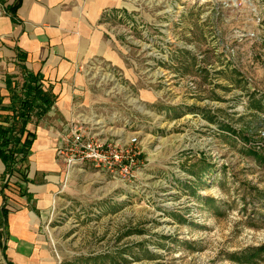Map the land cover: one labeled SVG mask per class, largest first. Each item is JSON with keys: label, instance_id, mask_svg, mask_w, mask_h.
<instances>
[{"label": "rangeland", "instance_id": "1", "mask_svg": "<svg viewBox=\"0 0 264 264\" xmlns=\"http://www.w3.org/2000/svg\"><path fill=\"white\" fill-rule=\"evenodd\" d=\"M227 2L105 13L119 59L84 68L73 120L135 138V165L129 179L68 168L66 202L44 223L53 264H264V0ZM10 177L8 204L22 181Z\"/></svg>", "mask_w": 264, "mask_h": 264}, {"label": "crops", "instance_id": "2", "mask_svg": "<svg viewBox=\"0 0 264 264\" xmlns=\"http://www.w3.org/2000/svg\"><path fill=\"white\" fill-rule=\"evenodd\" d=\"M15 2L0 0V94L9 103L7 79L13 86L23 83L18 58L22 52L25 67L40 73L44 86H52L58 98L45 117L29 124L36 133L29 157L30 181H20L27 185L29 195L18 193L10 199L11 204L6 203L9 236L4 259L11 264H53L43 235L44 223L66 202L61 196L62 183L69 181L72 173L57 149L64 142L69 123L78 120L73 107L85 103L74 99L78 90L89 87L84 68L119 59L112 40L101 28L105 13L116 8L119 0H22L13 16L8 10ZM4 170L0 159V176ZM17 203L19 208L15 209Z\"/></svg>", "mask_w": 264, "mask_h": 264}, {"label": "trees", "instance_id": "3", "mask_svg": "<svg viewBox=\"0 0 264 264\" xmlns=\"http://www.w3.org/2000/svg\"><path fill=\"white\" fill-rule=\"evenodd\" d=\"M21 1L16 0L9 7L8 11L13 16ZM18 58L20 68L23 70V83L13 86L10 78L7 79L10 92L9 103H5L4 97L0 94V159L5 165L1 176L3 180L6 176H16L19 180L28 183L30 181L29 157L36 138V133L29 128V124L36 123L45 117L54 107L58 95L53 91L52 86L48 88L44 86L40 73H34L25 67L24 53L19 52ZM1 186L3 204L0 206V227L4 230L7 226L8 215L7 196L4 194L7 183L3 182ZM19 194L29 195L27 185L19 183ZM1 235L0 232V238Z\"/></svg>", "mask_w": 264, "mask_h": 264}, {"label": "built area", "instance_id": "4", "mask_svg": "<svg viewBox=\"0 0 264 264\" xmlns=\"http://www.w3.org/2000/svg\"><path fill=\"white\" fill-rule=\"evenodd\" d=\"M251 2L252 0H228L227 3L240 9L244 4ZM133 141L136 139L130 143H121L101 138L87 122L72 120L63 144L57 149V155L69 169L90 166L115 178L129 179L135 165L131 148ZM11 180L10 176L5 178L7 184Z\"/></svg>", "mask_w": 264, "mask_h": 264}]
</instances>
